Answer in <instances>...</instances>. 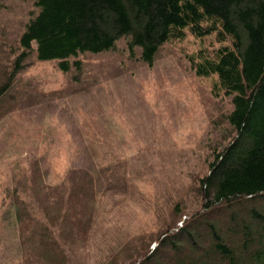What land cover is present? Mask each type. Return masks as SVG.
Returning <instances> with one entry per match:
<instances>
[{
  "label": "trees",
  "instance_id": "obj_1",
  "mask_svg": "<svg viewBox=\"0 0 264 264\" xmlns=\"http://www.w3.org/2000/svg\"><path fill=\"white\" fill-rule=\"evenodd\" d=\"M34 1L38 11L20 35L23 51L0 83V101L30 54L58 60L66 72L71 58L110 51L129 38L131 52L139 48L151 66L167 42L213 36L219 46L201 48L189 61L199 77L215 76L214 95L231 97L233 137L196 177L190 220L157 229L142 245L123 218L98 212L115 187L102 192L89 173L46 189L36 177L21 179L16 264H264V0Z\"/></svg>",
  "mask_w": 264,
  "mask_h": 264
},
{
  "label": "rangeland",
  "instance_id": "obj_2",
  "mask_svg": "<svg viewBox=\"0 0 264 264\" xmlns=\"http://www.w3.org/2000/svg\"><path fill=\"white\" fill-rule=\"evenodd\" d=\"M37 11L34 0H0V83L22 53L20 35ZM128 42L71 58L66 72L58 60L38 61L34 54L22 61L0 101V264L21 259L14 195L29 176L45 189L86 173L102 192L115 187L98 212L110 221L123 218L139 245L193 215L196 177L233 137L231 97L214 95L215 76L199 77L189 61L219 44L188 34L162 45L150 66Z\"/></svg>",
  "mask_w": 264,
  "mask_h": 264
}]
</instances>
